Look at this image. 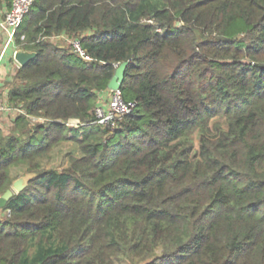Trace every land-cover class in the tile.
Returning a JSON list of instances; mask_svg holds the SVG:
<instances>
[{"label":"trees","instance_id":"1","mask_svg":"<svg viewBox=\"0 0 264 264\" xmlns=\"http://www.w3.org/2000/svg\"><path fill=\"white\" fill-rule=\"evenodd\" d=\"M15 44L37 57L8 92L0 196L35 175L0 210V264H264V0H34ZM123 62L135 109L94 124Z\"/></svg>","mask_w":264,"mask_h":264},{"label":"built area","instance_id":"2","mask_svg":"<svg viewBox=\"0 0 264 264\" xmlns=\"http://www.w3.org/2000/svg\"><path fill=\"white\" fill-rule=\"evenodd\" d=\"M34 0H13L11 8L0 18V29L6 33L7 42L5 47L15 41V36L25 20V17L30 13ZM51 39H62L67 43L70 52L85 62H91L93 59L88 55L82 46L79 38L72 37L65 34L54 36ZM108 99L106 102H101L94 110L95 122L94 124L113 128L116 121L130 115L135 109V102H125L122 98L120 90L108 91ZM24 112L12 107L8 102L0 97V117L13 115H23ZM43 121V120H41ZM78 120H69L67 125L70 127H77Z\"/></svg>","mask_w":264,"mask_h":264},{"label":"water","instance_id":"3","mask_svg":"<svg viewBox=\"0 0 264 264\" xmlns=\"http://www.w3.org/2000/svg\"><path fill=\"white\" fill-rule=\"evenodd\" d=\"M36 57H37V53L33 51H26L23 49L17 50L13 56L14 61L20 67H24L28 65ZM127 65H128L127 62H123L116 66L115 72L107 85L108 91L120 90L122 83L124 81V75H125V70H126ZM33 177H34L33 174L28 173V174H25L24 176H21L15 179L12 182L10 189L6 190L0 196V210L6 206L7 202L12 198L14 194H19L20 192L25 190Z\"/></svg>","mask_w":264,"mask_h":264},{"label":"crops","instance_id":"4","mask_svg":"<svg viewBox=\"0 0 264 264\" xmlns=\"http://www.w3.org/2000/svg\"><path fill=\"white\" fill-rule=\"evenodd\" d=\"M7 10L4 8L0 11V18L4 16ZM52 42H59L62 39H51ZM7 42V35L0 29V97L7 101L8 92L10 90V86L14 80V77L19 70L20 66L14 61V53L20 48L13 43H10L7 47H5ZM108 92H104L101 94L102 102H106L108 99ZM8 120L12 121L14 118L13 115H9L7 117ZM0 129L2 130L1 124Z\"/></svg>","mask_w":264,"mask_h":264},{"label":"rangeland","instance_id":"5","mask_svg":"<svg viewBox=\"0 0 264 264\" xmlns=\"http://www.w3.org/2000/svg\"><path fill=\"white\" fill-rule=\"evenodd\" d=\"M57 43H64L66 46L67 43L65 42H62V41H59ZM4 117H7V116H1L0 117V124H1V127H2V130L4 132V134H8V132L10 131L11 129V123L10 121L8 120V118H4ZM73 145L71 143H64L62 145H60L59 147L55 148L50 156L48 157L47 160H44L41 164H42V167L45 168V169H56V170H62L64 168L67 167L68 165V153L70 151H72L73 149ZM25 174H28L25 172V168L23 166H20V167H17V168H13L11 170V176L12 177H21V176H24ZM35 175V174H33ZM3 216V213L0 212V217ZM120 264H127L125 262H121Z\"/></svg>","mask_w":264,"mask_h":264}]
</instances>
